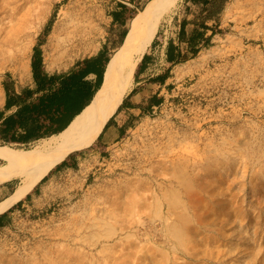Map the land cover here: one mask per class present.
Instances as JSON below:
<instances>
[{
    "label": "rangeland",
    "instance_id": "rangeland-1",
    "mask_svg": "<svg viewBox=\"0 0 264 264\" xmlns=\"http://www.w3.org/2000/svg\"><path fill=\"white\" fill-rule=\"evenodd\" d=\"M148 1L0 0V106L6 84H33L39 41L49 72L105 46L106 62ZM182 5L162 18L158 44L175 32ZM70 12L94 28L91 44L53 62L51 32ZM220 17L213 44L176 66L170 87L151 85L137 96L160 92V105L111 117L93 145L72 152L68 166L9 212L0 264H264V0H230ZM24 43L20 63L15 54ZM158 62L155 71L166 68ZM146 77L137 74L136 83ZM9 181L14 190L20 178Z\"/></svg>",
    "mask_w": 264,
    "mask_h": 264
},
{
    "label": "bare ground",
    "instance_id": "bare-ground-1",
    "mask_svg": "<svg viewBox=\"0 0 264 264\" xmlns=\"http://www.w3.org/2000/svg\"><path fill=\"white\" fill-rule=\"evenodd\" d=\"M178 0H149L132 19L124 42L113 53L105 71L102 85L91 101L62 131L40 140L30 149H15L0 145V182L20 178L12 194L0 201V214L24 199L50 169L71 151L85 149L93 144L108 120L117 112L125 95L134 86V72L138 62L158 32L164 15ZM81 11H85L82 7ZM91 11L88 10V13ZM85 13L83 16H88ZM71 15V16H70ZM90 16V15H89ZM94 28L82 20L74 22L72 12L55 23L50 44L53 62H62L91 44ZM14 41V40H12ZM28 45L19 46L15 61L25 63Z\"/></svg>",
    "mask_w": 264,
    "mask_h": 264
},
{
    "label": "trees",
    "instance_id": "trees-1",
    "mask_svg": "<svg viewBox=\"0 0 264 264\" xmlns=\"http://www.w3.org/2000/svg\"><path fill=\"white\" fill-rule=\"evenodd\" d=\"M184 1L186 7L180 16L179 44H175L171 39L167 45V55L169 58L173 57V64L182 63L189 58H194L213 44L211 42L212 37L221 32L219 24L220 15L226 9L227 3L230 0ZM192 6H195V8ZM211 20L215 21V23L209 24L208 22ZM187 21H194L195 23L189 36H186L184 32ZM48 29L49 27L47 26L45 28L46 32ZM208 30H211V33L206 35L205 32ZM123 38L124 36L121 37L120 42H123ZM41 42L39 41L35 46L33 54V84L21 87L19 90L14 86L5 85L6 105L4 109L0 108V144H17L16 146L19 148L30 149L31 142L60 132L90 102L101 83L104 67L101 66L96 70L98 79L96 82H92L85 78L87 72L81 68L83 60L77 61L66 71H47L43 64ZM175 51H177L176 55H174ZM145 59L146 54H144L142 62ZM151 80L162 81L163 77L158 75L151 78ZM135 91L136 88L132 90L131 94H134ZM129 97L123 100L112 118L128 104ZM163 99L162 95L156 94L148 104L139 103L132 106L140 108V115H144L151 113L155 106L163 102ZM12 108H15V110L12 113L6 114ZM112 118L106 123L102 134L111 126ZM117 132L122 135L125 133V129L118 127ZM70 157L71 155L62 161L60 166H56L50 170L49 173L59 167L68 166L67 160ZM45 178L46 176L43 179ZM35 188L36 186L33 191ZM29 195L30 193L25 198H28ZM21 202L22 200L0 215V227L9 224L7 217L9 212Z\"/></svg>",
    "mask_w": 264,
    "mask_h": 264
},
{
    "label": "crops",
    "instance_id": "crops-1",
    "mask_svg": "<svg viewBox=\"0 0 264 264\" xmlns=\"http://www.w3.org/2000/svg\"><path fill=\"white\" fill-rule=\"evenodd\" d=\"M185 7H186V4H185V1L183 0V5L181 6V8H182V11L185 9ZM192 7H194L195 8V6H192ZM197 8H199L198 6H197ZM142 9V8H141ZM140 9V10H141ZM225 11V10H224ZM223 11V12H224ZM121 12V11H120ZM118 10H115L114 12H113V21L115 22V23H118L119 24V27H121L122 25H121V23H122V19L120 20V16H119V13H120ZM139 12V11H138ZM222 14L223 13H221V15L220 16H222ZM137 15V14H136ZM135 15V16H136ZM134 16V17H135ZM133 17V18H134ZM119 18V19H118ZM176 18V20H175V28H176V30H175V32H171L169 35H167V36H165V38L164 39H162V41L160 42V44H158V42L156 41V40H154L155 39V37L157 36V34H158V32L156 33V35H155V37H154V39H153V41L151 42V44L149 45V46H151V49L150 50H146V52L144 53V54H146V59L142 62V58H141V60L138 62V64H137V66H136V69H135V72H134V86H133V88L131 89V91L129 92V93H127L126 95H125V97H124V99L126 98V97H128V96H130L129 97V99H128V104L120 111V112H122L123 110H139L140 112H141V109L140 108H137V107H133L132 105L133 104H148L153 98H154V96L156 95V94H158V95H160V92H156L155 94H151L149 97H146V99H138L137 98V96H139L140 94H142L145 90H146V88H149L151 85H159V87H166V86H168V87H170L171 86V84L170 83H168V79H169V76H170V74L172 73V71H173V69L176 67V66H178V65H180V64H183L184 62H182V63H178V64H173V61H174V59H173V57L172 58H169L168 57V55H167V45H168V42L172 39L173 41H174V43L175 44H179V35H178V33H179V31H180V28H181V18L180 17H175ZM132 21V20H131ZM209 24H213V23H215V21H213V20H211V21H209L208 22ZM118 24H117V26H118ZM130 24H131V22H130ZM130 24H129V27H128V29H127V31L126 30H121V32L119 33V39L115 42V47L116 48H118L123 42H124V40H125V37H126V35H127V33H128V30H129V28H130ZM219 24H220V27H221V17H220V19H219ZM121 25V26H120ZM194 26H195V23H194V21H187V24H186V26H185V33H186V36H189L190 35V33L192 32V30H193V28H194ZM159 30V29H158ZM211 33V30H208V31H206L205 32V34L206 35H209ZM217 34H215L213 37H212V39H211V42H214V39H215V36H216ZM122 36H124V38H123V42H120V39H121V37ZM107 48V46H105L104 47V49L103 50H100L96 55H94L93 57H91V58H89V59H86V60H83V62L81 63V68L82 69H84V70H86V72H87V74H86V76H85V78L86 79H89V80H91L92 82H96L97 81V79H98V75H97V73H96V70L99 68V67H104V73H103V76H102V79H101V83H100V85L98 86V88H97V90L100 88V86L102 85V83H103V80H104V76H105V71H106V68H107V66H108V63H109V61H110V59H111V57H112V55H111V57H109L108 58V60L105 62V57H106V55L107 54H109L108 53V50L106 49ZM115 48V49H116ZM149 48V47H148ZM147 48V49H148ZM201 53V52H200ZM177 54V51H175L174 52V55H176ZM144 56V55H143ZM190 59H193V58H189L188 60H186V61H189ZM158 61H161L162 63H165V64H167V66H166V68H164L163 70H158V71H155L156 70V68H155V65L156 64H158L159 62ZM185 61V62H186ZM138 70V71H137ZM151 71H153V72H151ZM139 72V73H138ZM137 74H138V77H141V76H147L146 77V79H142V80H140V81H138L137 83H136V78H137ZM158 75H161L162 77H163V80L162 81H152L151 80V78H153V77H156V76H158ZM32 85V84H31ZM134 88H136V91H135V93L134 94H131V92H132V90L134 89ZM96 90V91H97ZM96 93V92H95ZM94 93V94H95ZM94 96V95H93ZM93 96H92V98H93ZM91 98V99H92ZM123 99V100H124ZM91 101V100H90ZM123 102V101H122ZM5 105H6V96H5V99H4V101H3V105L2 106H0V108L1 109H4V107H5ZM88 105V104H87ZM121 105V104H120ZM86 107V106H85ZM84 107V108H85ZM84 108H82L81 110H80V112L84 109ZM15 110V108H12V109H9L8 111H7V113L6 114H9V113H12L13 111ZM80 112H78V113H80ZM119 112V113H120ZM77 113V114H78ZM118 113V114H119ZM76 114V115H77ZM116 114V113H115ZM114 114V115H115ZM117 114V115H118ZM75 115V116H76ZM113 115V116H114ZM116 115V116H117ZM74 116V117H75ZM112 116V117H113ZM74 117L70 120V122L74 119ZM70 122L68 123V125L70 124ZM67 125V126H68ZM66 126V127H67ZM65 127V128H66ZM105 127V126H104ZM119 127H121V126H119ZM117 128L118 127H116V130H117ZM104 129V128H103ZM109 129V128H108ZM107 129V130H108ZM63 130V129H62ZM61 130V131H62ZM103 131V130H102ZM102 133V132H101ZM101 133H100V135H101ZM100 135L98 136V138L100 137ZM97 138V139H98ZM41 140V139H40ZM40 140H36V141H33V142H31V146L33 145V144H35L36 142H39ZM0 145H8V146H10V147H12V146H16L17 144H11V145H9V144H0ZM91 146V145H90ZM89 146V147H90ZM23 149V148H22ZM80 150H82V149H80ZM74 151H76V150H74ZM74 151H71L64 159H62L61 161H59L57 164H55L50 170H52L54 167H56L58 164H60V163H62V161H64L72 152H74ZM1 159V158H0ZM50 172V171H49ZM48 172V173H49ZM48 173L46 174V176L48 175ZM0 183H2V186L0 187L1 189V193H3V196H2V198H0V201L1 200H3V199H6L7 197H9L11 194H12V192L14 191V190H12L13 188L12 187H10V186H8V184L10 183V181L8 180V181H4V182H0ZM39 183V182H38ZM37 183V184H38ZM36 184V185H37ZM35 185V186H36ZM34 189V188H33ZM33 191V190H32ZM32 191H30L29 193L31 194V192ZM27 196V195H26ZM25 196V197H26ZM25 197H24V199H25ZM23 200V199H22ZM19 202V201H18ZM17 202V203H18ZM16 204V203H15ZM14 204V205H15ZM14 205H12L11 207H13ZM10 207V208H11ZM9 208V209H10ZM8 209V210H9ZM7 210V211H8ZM6 212V211H5ZM4 212V213H5ZM3 214V213H2ZM1 215V214H0Z\"/></svg>",
    "mask_w": 264,
    "mask_h": 264
}]
</instances>
